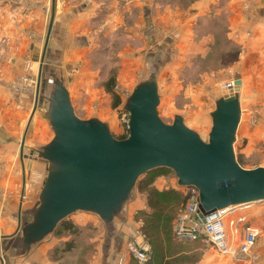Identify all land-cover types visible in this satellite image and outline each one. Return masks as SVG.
<instances>
[{
  "label": "rangeland",
  "instance_id": "1",
  "mask_svg": "<svg viewBox=\"0 0 264 264\" xmlns=\"http://www.w3.org/2000/svg\"><path fill=\"white\" fill-rule=\"evenodd\" d=\"M196 1L141 0L138 4H131V0H54L60 13L57 15V25L48 39V44L53 45V51L46 54L43 69L47 77L54 70L70 87L77 113L81 116L87 118L88 113L90 116L103 112L115 113L120 128L115 129L113 137L118 140L129 136V130L120 120L123 111L131 113L128 106L132 103L133 95L138 89H146L155 93L158 114L165 123L172 125L179 120L208 143L218 106L224 98L231 96L223 86L238 78L243 79L235 98L239 122L235 130L233 150L243 167L247 164L257 165L264 154V94L262 97L256 96L260 81L254 76V69H259L260 64L250 61L243 45L234 41L237 34L233 35V39L228 36L226 16L232 2L237 7L243 6L250 13L253 12L252 8L264 5V0H216L219 6H211V12L207 16H199L197 23L193 24L190 22L193 12L191 7ZM1 2L2 0L0 6ZM6 3H9L11 11H3L0 21L10 23L11 30L0 36V68L5 60L6 63L8 61L7 66H4L7 67L4 70L8 72V76L6 79L0 76V85L8 93L6 98L9 106L12 105L11 108L15 110L21 109L23 113V132L34 108L39 64L46 45L53 0H11ZM80 3L88 6L84 13L78 14L75 8ZM6 12L10 14H5ZM246 17L249 19L251 15ZM177 20L186 21V24ZM72 22L74 25L70 32L66 24ZM81 36V42H84L82 45L78 38ZM188 36H192L195 42L212 36L213 41L207 42V45L196 52L194 43ZM18 44L22 47L20 56L17 53ZM28 44H36L34 63L29 55L31 48ZM161 49L164 51L160 52ZM67 62L70 64L65 67ZM112 76L115 77L114 92L120 98L117 107L114 106L113 94L107 89V80ZM261 83H264V79ZM80 88L81 91H78ZM232 88L234 93L238 91V87ZM48 96L49 89L45 100ZM42 107L40 103L38 112ZM258 137L261 138L260 141ZM245 145H251L255 152L262 149V152L258 156H254L252 152L253 158L245 159L242 153ZM35 146L40 147L34 144L33 147ZM145 176L164 177V189L172 187L177 181L174 188L185 194V184L180 183L176 172L170 168H161L138 177L132 191L136 195V202H140L143 197L147 201V194L139 186ZM19 193L14 189L9 195ZM184 204L172 222L173 233ZM133 205L129 218L118 222L119 231L113 232L121 233L123 245L116 252V247L109 245L111 240L108 241V252H112L107 255V259L102 255L106 238L109 237L108 233L106 235L105 219L99 213L82 209L65 217L83 228L76 234L77 247L64 258L60 257V251H56L54 256L59 259L54 260V248L73 237L70 234L59 235L54 229L47 239L53 242L47 251V258L54 264H117L121 257L125 258V264L157 263L155 258L153 260L152 246L143 230L144 221L137 217L140 210H149L148 204L145 207L136 203ZM113 217L115 220L121 219L119 216ZM143 236L149 245V258L141 263L128 248L133 240H140ZM180 244L177 252L181 255L174 259L173 264H204L201 262L202 253L196 248L208 246L190 242Z\"/></svg>",
  "mask_w": 264,
  "mask_h": 264
},
{
  "label": "crops",
  "instance_id": "2",
  "mask_svg": "<svg viewBox=\"0 0 264 264\" xmlns=\"http://www.w3.org/2000/svg\"><path fill=\"white\" fill-rule=\"evenodd\" d=\"M10 1L2 0V5L0 6V19L3 11H11L9 3H6ZM139 2H141V0H131L130 3L138 4ZM232 3L233 5L227 10L228 14L226 13L229 30L228 36L233 39V35L237 34V39L234 41L238 45H243L245 48L244 51H246V55L250 58V61H256L260 64L259 69L255 67L254 76L260 81V86L258 87L259 91L256 93V96L262 97L264 94V83H261V80L264 79V5L260 4L255 9L252 8L253 12L247 13L243 6V8L241 6L237 7L235 6V2ZM217 4L216 0H197L191 7L193 8L191 9L193 12H191L190 15V22L196 24L199 16H207L209 12H211L212 7L219 6ZM87 6L88 5L85 3H80L75 10L78 14H81L84 13ZM53 10L54 18L51 32L57 25V15L60 13L59 7L56 8L54 4V0L51 8V16ZM218 11H220V9H218ZM5 14L9 15L10 12H6ZM247 15H251V18L247 19ZM177 21L180 23L182 22L181 24L183 25L186 24V21ZM66 25L67 30L69 29L71 32L74 23L72 22ZM10 30V23L4 24L0 21V36H2L4 32ZM181 31L183 32V30ZM78 38L79 44L82 45L84 43L81 42L83 36ZM188 38L193 41L192 43H194L193 45L196 52L202 49L205 44L207 45V42L213 41L212 36H207L199 42H195L192 36H188ZM10 44L12 45L11 42H9V45ZM18 45L19 48L17 47V49L19 52L17 53L20 56L22 53L20 49L22 47H20V44ZM28 45L31 48L29 55L34 63L37 53L36 44L34 46L31 44ZM52 47L53 45L48 44L45 57L48 52L53 51ZM161 51H164V49H161L160 52ZM42 56L43 53L41 55V60ZM241 56L243 57V55ZM244 60H239V62ZM4 64L3 67L0 68L3 69L2 71L0 70V76L6 79L8 72L4 70L7 68H4V66H7L6 64H8V61L6 63L5 60ZM69 64L70 62H67L65 67H68ZM239 80L242 84L243 79ZM41 83V94L38 106L41 103L43 107L42 110L40 108L39 112V108L37 107L32 116L25 137L23 155L22 139L32 112L22 132L23 113L21 109L15 110L11 108L12 105L9 106V101L6 98L8 93H6V90L0 85V264H54L47 258V251L53 243L47 239L52 230L42 232L39 237H37V234L45 229L46 225L49 223L50 213L48 208L52 205L53 200V174L58 172L62 173L67 169L65 166V162L67 161L64 158L67 152L66 148L62 147L63 139L59 128V120L65 118V114L70 111L75 120L79 122L94 121L112 136L115 129L118 130L120 128L117 124L116 114L113 112L98 113V115L94 116H90L88 113L89 117L87 118L78 114L70 87H67L65 82L61 77L57 76L54 70H52V72L49 73V77H47L43 69ZM240 88L241 86L239 90ZM47 89H49V96L46 97L47 99L45 100ZM78 91H81V88ZM257 139H259V141L261 140L259 137ZM256 143L255 141V144ZM34 144L40 147H33ZM257 150L258 152H255V148L253 149L251 145H245L242 149V153L245 159H250L253 158L252 152H254V156H258V153L262 152V149ZM262 156V161L259 164L254 166H249L247 164L244 165L245 168L264 167V154ZM154 183L158 189H164L162 185L164 184V177H157ZM177 183V181L175 184L173 182L174 185L172 187L177 186ZM134 187L135 185L113 214L121 217V219L115 220L114 217H111L109 220L105 219L107 225L106 235L108 233L109 237L107 236L108 238H106V245L103 246L102 255L106 259L107 255L112 252H108L110 250L109 246H107L108 241L110 242L111 240L109 245L115 246L116 252H118L120 246L123 245V236L121 237V233H113L115 230L119 231L118 222H121V220L125 221V219L129 218V211L132 206H134V203L142 207H145L144 205L147 203L145 197L141 199V203L136 202V195L132 192ZM14 189L20 192L19 195H9ZM239 214H244L245 220L243 222H237L235 226L229 223L231 218H227L226 220L228 239L232 245L238 246L244 236L246 224L259 228L261 233L257 236L256 242L252 247V253H254L255 256L246 260L240 259L232 255L220 254L214 248L206 245L208 247L196 248V250L202 253L201 262L204 264H264V199L254 201L249 208L242 210ZM190 243L194 244L201 242L193 241Z\"/></svg>",
  "mask_w": 264,
  "mask_h": 264
},
{
  "label": "water",
  "instance_id": "3",
  "mask_svg": "<svg viewBox=\"0 0 264 264\" xmlns=\"http://www.w3.org/2000/svg\"><path fill=\"white\" fill-rule=\"evenodd\" d=\"M49 30L40 63L38 87L32 115L22 139V155L26 133L38 107L43 62L53 25ZM241 84L235 80V86ZM227 90V89H226ZM214 116L210 141L177 120L165 123L157 110L154 92L138 89L128 106L131 111L130 135L115 139L102 126L79 122L68 111L59 120L62 147L66 148V170L54 173L53 200L49 206V223L53 230L62 218L82 209L99 213L109 220L128 196L138 177L152 168L167 166L175 170L181 184H194L200 190V209L207 213L215 208L264 199V167L245 168L233 150L235 130L239 122L237 92L228 90ZM237 102V100H236Z\"/></svg>",
  "mask_w": 264,
  "mask_h": 264
},
{
  "label": "built area",
  "instance_id": "4",
  "mask_svg": "<svg viewBox=\"0 0 264 264\" xmlns=\"http://www.w3.org/2000/svg\"><path fill=\"white\" fill-rule=\"evenodd\" d=\"M229 90L235 87V81L228 82L223 86ZM122 124L127 127L130 135L131 113L123 111L121 115ZM185 204L181 209L175 222L174 233L177 239L182 241H199L214 248L223 255H232L240 259L254 257L252 247L260 229L252 225H245L244 236L238 246H234L228 239L226 230V220L231 218L229 223L233 226L237 222L245 220L244 214H239L244 209L249 208L253 202H244L234 205L215 208L207 213H202L200 209V190L194 184L185 185ZM132 255L141 263L149 258V245L144 236L140 240L135 239L128 248ZM117 264H125V258L121 257Z\"/></svg>",
  "mask_w": 264,
  "mask_h": 264
},
{
  "label": "trees",
  "instance_id": "5",
  "mask_svg": "<svg viewBox=\"0 0 264 264\" xmlns=\"http://www.w3.org/2000/svg\"><path fill=\"white\" fill-rule=\"evenodd\" d=\"M114 84L115 77L112 76L107 80V85H109V88L107 87V89L113 94L115 101L114 106L117 107L120 104V98L118 93L114 92ZM125 137L126 136H123L122 139L119 140H123ZM238 162L241 164L240 161ZM161 168L170 167L160 166L147 170L146 172ZM148 177L149 176H145L144 179L142 178L139 186H141V190L147 194V204L149 210H140L137 217L142 218L144 221L143 230L147 235V239L151 243L153 260L154 258L157 260V263L155 264H173L175 262L174 259L181 255L179 251L177 252V249L181 247L180 243L193 242L177 239L172 229V222L179 209L184 204L186 196L180 190L174 187L160 190L153 185L156 177ZM54 229L58 231L59 235H73L72 238L64 240L61 243V246L54 248L52 258L57 260L59 258L54 256L56 251H60L62 253L60 257L64 258L77 247L76 234L80 233L83 228L81 225L64 217L59 220Z\"/></svg>",
  "mask_w": 264,
  "mask_h": 264
},
{
  "label": "bare ground",
  "instance_id": "6",
  "mask_svg": "<svg viewBox=\"0 0 264 264\" xmlns=\"http://www.w3.org/2000/svg\"><path fill=\"white\" fill-rule=\"evenodd\" d=\"M42 81V80H41Z\"/></svg>",
  "mask_w": 264,
  "mask_h": 264
}]
</instances>
